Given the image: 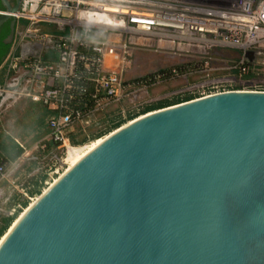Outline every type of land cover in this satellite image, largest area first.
Masks as SVG:
<instances>
[{"label": "water", "instance_id": "water-1", "mask_svg": "<svg viewBox=\"0 0 264 264\" xmlns=\"http://www.w3.org/2000/svg\"><path fill=\"white\" fill-rule=\"evenodd\" d=\"M21 0H0L10 15ZM0 264H264V92L145 113L63 172L0 238Z\"/></svg>", "mask_w": 264, "mask_h": 264}, {"label": "built area", "instance_id": "built-area-1", "mask_svg": "<svg viewBox=\"0 0 264 264\" xmlns=\"http://www.w3.org/2000/svg\"><path fill=\"white\" fill-rule=\"evenodd\" d=\"M10 15L16 26L0 64L8 75L0 82V106L26 99L46 109L57 148L69 145L74 124L90 111L120 100L124 57L151 37L168 46L210 37L213 45L241 50L231 67L237 91L264 92V77L241 80L254 74L248 50H264V0H21Z\"/></svg>", "mask_w": 264, "mask_h": 264}, {"label": "rangeland", "instance_id": "rangeland-1", "mask_svg": "<svg viewBox=\"0 0 264 264\" xmlns=\"http://www.w3.org/2000/svg\"><path fill=\"white\" fill-rule=\"evenodd\" d=\"M157 39L151 37L139 46L129 47L130 53L124 57L121 72L122 97L117 102L111 100L101 104L75 123L67 147L98 142L116 125L126 124L130 118L141 116L143 111L200 98L202 92H237L240 89L235 81L239 75L231 67L241 58V50L213 45L210 37L201 40L191 37L175 41L171 46L160 44ZM248 52L250 71L254 74L249 79L241 77V80L256 83L264 77V50L250 48ZM149 76H153L152 81L147 79ZM26 101L0 108V151L11 162L0 177V227L8 219L10 227L68 168L65 163L67 147L42 148L49 141L43 111ZM8 227H3V234Z\"/></svg>", "mask_w": 264, "mask_h": 264}, {"label": "crops", "instance_id": "crops-1", "mask_svg": "<svg viewBox=\"0 0 264 264\" xmlns=\"http://www.w3.org/2000/svg\"><path fill=\"white\" fill-rule=\"evenodd\" d=\"M8 78V75L6 73V71L4 70H0V82L3 83L4 81H6ZM20 100H26V99H18V100H15V101H8L6 102V104H4L5 106H10L12 105L14 102L16 101H20ZM27 103L31 104L32 106H35L37 108H39L37 105H34L32 102H29V100L26 101ZM3 107V106H0V108ZM41 109V108H39ZM43 111V122H44V128H45V133L46 135L48 136L49 138V135H48V130H47V127H46V121L48 119V114L49 112L45 110H43V108L41 109ZM49 147H54L53 143L51 142L50 138H49V141L48 143H44L42 148H49ZM0 163H2L1 165L3 166L4 170L6 169V166H7V163L8 164H11L9 158L6 156V154H3L1 151H0ZM27 198V196H26ZM26 202H27V199H26Z\"/></svg>", "mask_w": 264, "mask_h": 264}, {"label": "bare ground", "instance_id": "bare-ground-1", "mask_svg": "<svg viewBox=\"0 0 264 264\" xmlns=\"http://www.w3.org/2000/svg\"><path fill=\"white\" fill-rule=\"evenodd\" d=\"M124 125V124H123ZM101 140H99L98 142L94 141L95 143L90 144L88 146H83V147H67L66 151H65V163L68 164V168L71 167L75 162H77L83 155H85L90 149H92L95 145H97ZM67 168V169H68ZM66 169V170H67ZM65 170V171H66ZM64 171V172H65ZM37 199V198H36ZM35 199V200H36ZM33 203V202H32ZM26 210V209H25ZM24 210V211H25ZM23 211V212H24ZM23 212L17 217V219L11 224L10 227H12L18 220V218L23 214ZM10 227H8L7 231L4 233L6 234L8 232V230L10 229ZM3 234V235H4Z\"/></svg>", "mask_w": 264, "mask_h": 264}, {"label": "trees", "instance_id": "trees-1", "mask_svg": "<svg viewBox=\"0 0 264 264\" xmlns=\"http://www.w3.org/2000/svg\"><path fill=\"white\" fill-rule=\"evenodd\" d=\"M22 23H24V22L22 21ZM7 34H8V25L4 24L2 29H1V31H0V64L4 60L5 56L7 55L8 51H9V48H10V45H6V44L3 43V39L7 36ZM152 78H153V76L147 77V79H150V81H152ZM189 100L190 99H186L184 101H180L179 103L186 102V101H189ZM89 106H91V104H89ZM161 108H164V106L157 107L154 110L161 109ZM154 110L143 111L141 115H143L145 113H148V112H151V111H154ZM134 118H137V117L134 116V117H132L130 119L133 120ZM115 128L116 129L119 128V124L116 125L113 130H115ZM8 222H9V219H8ZM8 222L3 224L4 225L3 227H8ZM3 227H0V238L3 236V232H2L3 229H4Z\"/></svg>", "mask_w": 264, "mask_h": 264}, {"label": "flooded vegetation", "instance_id": "flooded-vegetation-1", "mask_svg": "<svg viewBox=\"0 0 264 264\" xmlns=\"http://www.w3.org/2000/svg\"><path fill=\"white\" fill-rule=\"evenodd\" d=\"M10 1L12 2L13 0H10ZM2 27H3V26H2ZM2 27L0 28V31H1Z\"/></svg>", "mask_w": 264, "mask_h": 264}]
</instances>
